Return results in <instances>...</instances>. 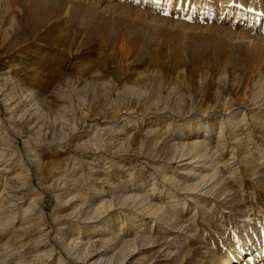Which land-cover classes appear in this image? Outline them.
I'll list each match as a JSON object with an SVG mask.
<instances>
[{
	"label": "rangeland",
	"instance_id": "rangeland-1",
	"mask_svg": "<svg viewBox=\"0 0 264 264\" xmlns=\"http://www.w3.org/2000/svg\"><path fill=\"white\" fill-rule=\"evenodd\" d=\"M0 78V156L18 182L0 201V264L102 250L226 264L236 237L262 238L264 0H0ZM30 91L41 113L13 121L6 100ZM127 121L128 146L105 151ZM202 153L205 170L181 166ZM63 177L76 190L59 197ZM17 204L34 221L13 219ZM88 209L97 222L82 221Z\"/></svg>",
	"mask_w": 264,
	"mask_h": 264
},
{
	"label": "bare ground",
	"instance_id": "bare-ground-1",
	"mask_svg": "<svg viewBox=\"0 0 264 264\" xmlns=\"http://www.w3.org/2000/svg\"><path fill=\"white\" fill-rule=\"evenodd\" d=\"M2 79V78H0ZM8 89L2 90L1 95H7L5 92ZM7 102V111L10 112L11 115V119L13 121H20L22 120L26 115H32L33 113H41V110L39 108V106L36 104L35 101V94L34 92L30 91L27 94H23V97H16V95L11 96L10 98H8L6 100ZM26 105L25 108H23V105ZM232 123H228L226 127H228L230 130L232 129L233 132H236L235 126H231ZM131 125L128 124L127 122L123 123L122 127H118L115 126V133L108 138V140L106 141V143L104 144V149L105 151H109V153H114V152H119L122 149H124L125 147L128 146L129 144V136L126 132V130L124 128H128ZM125 132H124V131ZM8 153L7 151L5 153H3L0 156V201L4 200V199H9L10 198V193L12 192H16L15 189H17V187L15 186L18 182H16V179H14V177L12 178L11 176L8 177L7 173V169H6V165H8V161H4V159L6 157H8ZM189 156V157H188ZM183 158L182 161H184L181 166H192L195 165V167L198 170H205L207 167H209V165H205V161L208 162V158L205 157V153L202 154H195L190 156V154H186L184 155V157H180ZM106 161V159H99L97 158V162H95V169L94 171L93 168H91V173L94 174H99L100 172L105 171L106 166L103 163V161ZM173 160L176 159H172L171 162H173ZM3 161V162H2ZM102 161V162H100ZM176 162H181V161H176ZM6 163V164H5ZM107 163V162H106ZM3 165V166H1ZM77 169H74V166H72L68 172V174H71L70 176H75L78 175L79 173H76ZM3 174V175H2ZM199 175V174H197ZM196 174H194V176H197ZM82 175L80 174L78 177L80 178ZM82 179V178H81ZM71 182H73V180H70V177H63L60 179H56L52 182V188L55 191H60L61 194H59V197H63L65 195H68V191L70 192H74L76 190L75 184L74 182L72 183V185H70V187H66L67 184H70ZM183 190H185L186 192L184 194H188L190 196H192V198H194L195 196L198 197H207V195L210 193L211 189L209 186L207 187H190V188H182ZM233 197H231L232 199ZM189 200V199H188ZM19 204V203H18ZM17 205H13L15 208H13L12 213L13 214V219H16L15 216H17L18 212L20 211V207H18ZM12 206V207H13ZM15 210V211H14ZM139 213V216L144 218V219H150L153 218L154 216L150 213L145 212L144 210L141 209H136ZM87 211V212H86ZM85 213V217L83 218V222H85V224H89L91 222H97L98 218L95 217L94 209H88L86 210ZM24 217L23 218H19V216H17L18 218V222L19 220H21V224H23V220L26 221H31L34 219L33 218H29L31 217L30 211H24ZM1 219V216H0ZM17 222V223H18ZM25 222V221H24ZM2 223H0L1 225ZM261 230H260V228ZM257 230H259V232L261 233L262 238L255 240V239H251V237H249V239L247 240V242L239 237H236V248L238 249L237 252V257L236 256H232V259L229 260L226 264H236V263H243V264H264V226L261 227L257 226ZM244 237H247L245 234L246 232L243 231ZM254 237H256V234L254 235ZM47 245V242L44 241L43 239H41L38 243V246L41 248H44ZM147 248V247H146ZM110 251L108 250H102L99 251L98 254L95 256L97 257L96 259H94L95 257L93 256H88L84 261L86 262V264H128V262H125V257L123 258L121 256V253L116 250L113 254H111L110 256H108ZM40 257V255L38 256ZM52 257V254H51ZM60 257V256H58ZM245 259V260H244ZM76 263H78V260L74 261ZM57 264H62L61 260L57 261Z\"/></svg>",
	"mask_w": 264,
	"mask_h": 264
}]
</instances>
